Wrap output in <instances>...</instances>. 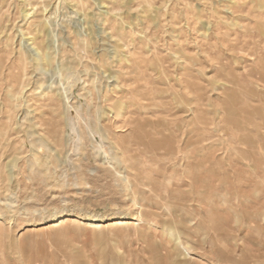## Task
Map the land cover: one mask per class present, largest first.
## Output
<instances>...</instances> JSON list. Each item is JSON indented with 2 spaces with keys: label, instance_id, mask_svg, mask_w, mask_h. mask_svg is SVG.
<instances>
[{
  "label": "rangeland",
  "instance_id": "obj_1",
  "mask_svg": "<svg viewBox=\"0 0 264 264\" xmlns=\"http://www.w3.org/2000/svg\"><path fill=\"white\" fill-rule=\"evenodd\" d=\"M262 1L0 0V264H264Z\"/></svg>",
  "mask_w": 264,
  "mask_h": 264
},
{
  "label": "bare ground",
  "instance_id": "obj_2",
  "mask_svg": "<svg viewBox=\"0 0 264 264\" xmlns=\"http://www.w3.org/2000/svg\"><path fill=\"white\" fill-rule=\"evenodd\" d=\"M259 6L261 8H264V0L262 1V3H260ZM258 25H259V28L264 31V18L261 19V20H259V24ZM53 222H54L53 223V226H59V225L61 226V225L67 224L69 222L77 223L79 221H78L77 218L72 217L70 215H67V216H62V217H60L58 219H55V220H53ZM132 224H133L132 220H128L126 218V219H118V220H115V221L111 222L110 224H107L106 226H111V227H118V226H120V227H127V226H130ZM86 225L88 227H93V228L102 227V224L99 223V222L98 223H96V222H87Z\"/></svg>",
  "mask_w": 264,
  "mask_h": 264
}]
</instances>
